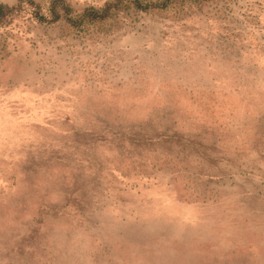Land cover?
I'll use <instances>...</instances> for the list:
<instances>
[{
	"label": "rangeland",
	"instance_id": "rangeland-1",
	"mask_svg": "<svg viewBox=\"0 0 264 264\" xmlns=\"http://www.w3.org/2000/svg\"><path fill=\"white\" fill-rule=\"evenodd\" d=\"M0 4V264H264V0Z\"/></svg>",
	"mask_w": 264,
	"mask_h": 264
},
{
	"label": "trees",
	"instance_id": "trees-1",
	"mask_svg": "<svg viewBox=\"0 0 264 264\" xmlns=\"http://www.w3.org/2000/svg\"><path fill=\"white\" fill-rule=\"evenodd\" d=\"M6 11H9L8 8L5 5L0 4V18L6 14Z\"/></svg>",
	"mask_w": 264,
	"mask_h": 264
}]
</instances>
